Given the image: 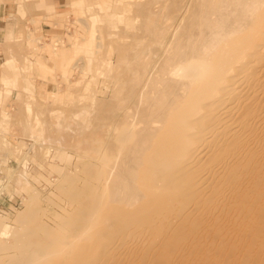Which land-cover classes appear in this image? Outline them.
Instances as JSON below:
<instances>
[{
    "label": "rangeland",
    "instance_id": "374dc122",
    "mask_svg": "<svg viewBox=\"0 0 264 264\" xmlns=\"http://www.w3.org/2000/svg\"><path fill=\"white\" fill-rule=\"evenodd\" d=\"M50 1L56 4L58 11L69 12L66 16L62 17V21H59L57 17H54L45 9L28 7L25 15L20 17L18 22L12 18L9 19V30H12L13 38L8 39L7 35L4 34L3 42L0 44L2 50L0 64L8 57H13L17 65L22 64L25 58L32 61L37 60L40 63L34 65V67L27 65L28 67H33V69H29L25 73L18 72L17 87L13 88L10 98L2 105L12 116L7 122L5 131L0 132V135H2L0 137V156L6 157V163L4 164L6 170L0 172V264H13L15 260L19 262L22 256V261L23 258L26 259L27 264L28 258L32 254H27L28 256H26L23 253L25 251L33 253L32 262L36 261L34 264H210L211 261L214 262L212 258L216 260L215 264H220L221 259V264L227 260L230 262L235 261L234 264H242L244 262V264H257L259 261L263 262L264 255L261 256L263 252L261 250L259 253L256 252L257 242L255 240H264V232L260 233L261 230L257 229L259 226L257 224H262L264 220V214H261L263 218L258 213L257 217L251 215L249 217L252 220L249 218V221H247L248 218L238 215L239 212L231 209L232 206L229 204L232 202V205H234L235 202L229 200L234 199L235 188L229 186L228 182L224 183V181H221L226 184L224 185L226 188H222L220 193L217 191L218 196L217 194L216 196L212 195L209 189L203 187L206 190L205 192L202 190L205 193V199L206 197L209 199L212 195V201L215 202V198L217 197L220 200L219 202H221V204L219 202V204L217 202V204H214L207 200L210 206L214 204L218 207L212 206V208H208L209 204L206 201L208 206L205 205L206 202L203 204L205 207L207 206L206 209L201 206L198 209L199 211L195 213L193 218L196 219L193 221H197L196 223H199V225H201L202 221L204 227L199 226L195 222V224H191L193 223L192 218L187 221L189 222L188 224L186 222L185 224L183 223L179 231L177 229L179 225L176 224H180L181 222L177 214L178 205H173L175 209L173 206H165V196H158L151 191L148 174L150 175L149 172L151 171L152 164H156L157 161H154L160 156V150L165 152L164 150L170 147L169 143L174 142L173 139L176 135L174 130L167 132L169 134L173 131V134L169 135L171 140L165 144L166 148L164 145L159 148L160 150L156 148L155 150L158 155L154 153L155 150L150 154L151 156L147 154L149 161H146L145 165H137L135 156L128 157V164L125 167L121 165L122 163H119L122 162L120 160H122V155H124L129 142L137 135V132L140 133L141 131L140 134L143 133L141 130L142 124L137 126L138 129L127 127L125 130L124 128L122 130V127L125 125L122 121L125 118V112L121 111L124 101L130 98L128 108L130 106V111L135 112L134 114L137 115L136 120L140 119L142 121L145 112V107L142 104L140 105V102L137 100L139 92L137 91L134 94L135 97L133 96L132 99L130 97L131 93L135 90L134 85L130 83V81L132 82L130 78L134 76L133 73L135 72H143L142 69L144 68L146 58H149L150 62L153 61L150 63V65L154 64L153 66L151 65L152 74L160 72H156V69L160 70L157 66L162 68L165 63L166 56H163V53L166 54L165 48L161 45L158 47L157 45L155 46L156 49H151L147 44L153 38H151L152 34L150 31L145 29L150 25L147 21L150 18L149 22H151V15L154 18L155 14H162L158 9L164 10L161 7H165L167 3L170 5L174 2L172 0H164L162 2L157 0L159 2L156 4V0H152V3L150 2L151 0H144L145 2L143 0ZM193 1L195 0L185 1L186 8L184 9V13L179 16V19H176L174 27L180 24L186 26V20L190 21L194 19V17L191 18L190 14L195 16L196 12H199L201 2L200 0ZM135 2L137 4L132 6L131 3L134 4ZM191 2L194 4H190ZM197 3L198 5H196ZM98 4H100L101 10L96 7L99 6ZM129 4L130 6H127ZM138 4L141 6H137V8L136 5ZM142 6L146 7V9ZM190 6L194 9L192 8V10ZM130 7H136L137 10L140 8L141 14H139V10L135 13V8V10L130 11L132 9ZM147 7H156L157 9L152 10L150 8L152 10L150 12L152 14H150ZM127 8H129L130 13L126 11ZM142 9L145 12L147 11L149 14L146 13L150 16L143 14L144 10ZM92 11H96V13L92 15ZM154 11L158 12L154 13ZM121 15H124L128 19L133 18L128 21L126 28L123 26L124 23L120 22ZM186 16L191 19L188 20ZM143 18L147 21L142 20ZM182 20L183 23H181ZM143 21L145 22V26L147 25L146 27L144 26L145 28L141 25ZM170 33V36L167 34L165 38V41H167L164 46L170 43L173 38V31ZM145 46L147 47L145 48ZM40 47L41 49H39ZM143 47L146 51H143ZM160 48L163 50L161 51ZM36 51L41 52V56L36 55ZM142 57H144V61ZM162 59L163 62H161ZM170 68L172 69V67ZM14 73L13 71V75ZM167 74L168 76H166L169 77V73ZM170 77L174 78L172 75ZM162 79L166 80V78ZM2 86L0 84V87ZM24 87L25 89H23ZM139 106H141L140 109L142 110L139 109ZM134 108L139 109V111L137 112ZM143 110L144 112L140 115V112ZM263 127H259L260 129H258L260 137L258 136V132H256L257 130H254L256 128L251 129L256 133L251 130L249 133L247 132L249 136L245 140V143H249L253 147L251 145L244 146L242 153L244 150L246 152H244L245 154L243 153L245 156L243 154L242 156L244 158L249 155V158H244L243 162L241 160L242 167L248 166L253 173L256 172L259 175L252 174V176L251 173H248L250 177H248V174L246 175L247 177L245 175L244 177L242 176L241 183L246 181L245 183L250 184L247 178H250L251 182L250 186L247 189L242 188V191L246 192V196L261 192L262 199L264 198V193H262L264 192V183L261 184V182H264ZM148 131L145 130L142 135L146 137ZM145 132L147 133L145 134ZM251 134L253 135L251 138L255 140V142L253 141L254 143L251 142V139L249 140ZM1 138L7 139L11 143L2 144ZM14 144L22 146L19 147L22 155L15 158L12 154L15 148ZM139 144L140 148H146L150 145L145 140ZM254 145H256L255 148ZM250 150L254 153H251ZM135 151H133V154ZM152 156L154 158L157 157L154 160ZM223 160L226 162H223ZM212 162L213 168L217 165L215 169L211 168L210 165L212 164H209V161L204 163L207 164L206 167H203L205 166L204 164L201 166L202 168H207L204 171L208 170L207 173H203L206 175H204L205 178L212 171L220 172L226 166L227 160L225 158L219 160L213 159ZM258 162L259 164H257ZM219 164L220 166H218ZM255 166L256 168H254ZM217 167H221V169H217L218 171H216ZM133 168H139L141 172L135 174L132 172ZM195 169L197 170V168ZM199 169L198 171L201 170ZM193 173H196V171ZM200 174L202 179H205L202 176V172ZM200 174L198 173L197 175ZM255 176L262 179L257 180ZM245 178L246 180H244ZM252 179L255 185H253ZM222 180L226 181V179ZM117 182L119 183L118 185H116ZM128 183L133 185L131 189H127L125 186ZM218 183H220V180ZM222 183H220V187L223 186ZM250 187L256 189V192ZM247 191H249L248 194ZM114 192L117 194L116 199H120L121 197L122 199L116 202V204H112L115 206H111V203H108V201L110 198L113 199L110 195ZM219 195L221 198H219ZM251 195L246 197V199L254 198ZM222 196H224V199H222ZM227 198L228 201L226 200ZM262 199L255 201L254 198L253 201L263 204H261L263 206L261 209L260 207L262 206L257 203L260 206H258L259 212L261 209L264 213V202H261L264 200ZM224 200L227 202L226 209L221 207L225 205ZM107 203L110 209L105 207ZM191 205L193 206V204ZM229 206L231 207L228 210ZM193 208L190 207L188 209L193 210ZM219 208L223 210H219ZM98 209L100 215H96ZM225 210L230 211V213ZM255 218L258 219L257 224L255 223ZM209 225L211 226L209 227ZM254 225L257 226L255 227ZM173 227L174 230L172 229ZM194 227L199 229H195ZM193 228L194 230H192ZM175 229H177V233ZM163 230L165 231L163 232ZM14 231L17 232L18 238H16L17 235L14 234ZM25 231L28 233V236L26 235L27 238L25 237ZM167 231L174 232L168 233V238H166L164 233ZM231 231L232 234L230 236ZM12 232L14 233L12 234ZM215 232L218 233L216 234ZM242 234L244 235L242 236ZM19 235H21L20 238ZM61 235L64 243L59 241ZM163 235H165L164 238L162 237ZM226 235L229 236L227 237ZM225 236L227 240H225ZM21 238L24 241H20ZM199 241H202L206 247ZM24 242L30 244L29 250H24V248H29V246L27 248V244ZM51 243L55 245L52 247ZM57 243H62V246ZM217 244L219 246L216 247L215 245ZM35 245L37 246L36 249ZM104 245L107 246L105 257L108 256V258H105L104 254L102 255ZM56 246H61V249L58 247L59 251L56 248L55 253L53 252L55 251L53 248ZM194 246H197V248L201 247L198 253L190 249L194 248ZM214 246L217 250H220L221 246V250L216 251L215 249L214 251ZM21 247L23 248L22 250ZM39 247L43 249V253L44 249H46L45 253L49 254H47L48 257H44L45 254L42 253L40 254L41 256L44 255V259L40 256L37 252L39 251L37 249ZM19 250H21V253ZM40 251L42 252L41 249ZM222 251L226 257L225 259L223 256L224 260L221 257ZM246 253L249 254V257L246 256ZM208 254H211V256ZM218 254H220L221 259L218 257ZM250 256H253V258ZM196 257L201 261L196 260ZM259 258H262L263 261ZM227 262L225 264H229ZM28 263L31 262L28 261ZM22 264L24 263L22 262ZM258 264L261 263L259 262Z\"/></svg>",
    "mask_w": 264,
    "mask_h": 264
},
{
    "label": "bare ground",
    "instance_id": "6f19581e",
    "mask_svg": "<svg viewBox=\"0 0 264 264\" xmlns=\"http://www.w3.org/2000/svg\"><path fill=\"white\" fill-rule=\"evenodd\" d=\"M153 1H155V0H153ZM160 1L162 2L164 0H160ZM172 1L174 3L170 4V5H172L171 7L167 3V5L165 7L163 5H162L163 7H161V8H164V10L158 9V11H161L160 13H162V14L159 15V13H157L158 11L157 12L154 11V13L156 12L158 14V15L155 14L154 18L152 15L150 16L148 14L150 12H152V10H154L156 7H154V8L153 7H147V10L149 8V13L146 11L148 14L145 12L144 9H142V10H144L143 14H147L148 16L152 17L151 22L153 21L152 23L149 22L150 18L148 21L145 20L144 18L142 19L144 21H147V23H150L149 26L146 25L147 28H145L146 26H145L144 21L141 25H142V27L145 26L144 28L148 29L150 31V33L152 34V36L150 35L151 38L153 37L151 40H149L150 38L148 37L149 39H147V40H149L150 43H147V44L150 46L151 49L155 48V46H157V45H158V47L161 45L166 50L165 51L166 54L163 53V56L165 55L166 57L164 56L165 57V63L163 66L161 65L162 64L161 62H163V59L160 62L161 63L160 65L162 66V68L160 66H157L160 68V70L155 68L156 72L160 71V72H157V74L156 73L152 74L153 70L151 69V65L153 66L154 64L150 65V63L153 61L150 62V59L146 58L145 63H144L145 64L144 68L142 69L143 72H139V73L135 72V73H133L134 76L130 78V80H132V82H133L132 83L130 81V83L132 85H134L133 87H135V90L131 93L130 97L132 99L134 94H136V92L138 91L139 92V94H138L139 98L137 100L140 102V105L142 104V106L145 107V108L143 107L145 109V112H144V110L142 112H140L141 113L140 115H142L143 112H144V114L142 117L143 119L141 118L142 121H140V119L137 118L140 121L139 122L138 120H136L137 115L134 114L135 112L133 113L132 111H130V109H131L130 106L128 108V103L130 102L129 101L130 98H128L127 101H124V104H123V107L121 108L122 109L121 111L125 112V118L123 117L124 119L122 120L125 125L122 127V130H123V128L125 130V128H127V127L130 129L137 128V126L139 124H142V127H141L142 129L140 128L143 131L142 134H144L145 130L148 131L149 127H150V130L148 131V134H146L147 132H145V134L147 135L146 136L147 138L144 135L140 134L141 131H140V133L137 132V135L134 136L133 139L129 142V145L126 146L127 148L124 151L125 153H124V155H122L123 156L122 160H120L122 162H119V163H122L121 165H124L123 167H125L128 164L127 163L128 157L135 156L137 165H139V164L145 165L146 161H149L148 155L153 153V151L156 148L159 149L163 145L165 147L166 146L165 144L171 140L170 136H171V133L173 131L169 134L167 132L174 130V132L176 133L175 138H174L175 140L173 139L174 142H170L171 144L172 143L173 144L171 145L169 143L170 147L168 149L164 150L165 152H162L160 149H159L160 152L157 151L160 153L159 154L160 156H158L159 160H157L158 158L155 160V158L157 156L155 158L152 156L153 159L155 160V161L154 160L153 161L154 162L157 161V162H156V164L154 163V165L152 164L151 171L149 172L150 175L148 174V177H149L148 181H149V188H151L152 192H154L158 196H160V195L165 196V200H164L166 203L165 206L172 207L173 205H178L177 214L179 215V218L181 219L180 224L176 223L177 225H179L177 228L178 231L182 228L183 223L184 224H185V222L187 224L189 223L187 221H189L190 219H192L194 217L195 213L197 211H199L198 209H200L201 206H203L206 209V207L208 206L207 205L208 201L209 202L211 201V203L213 202L214 204H217L220 201L219 199H217V197L215 198L216 199L215 202L212 201L211 198H212V195L216 196V194H217V196H218L217 191L220 193V190H222V188L223 189L226 188L224 186V185H226V184H224L225 182L226 183L228 182L229 186H233L235 188V191H234L235 196L229 194L231 196H234V199L232 198L233 200L231 199L229 201H234L235 204L232 205V202L230 204L228 203L229 205L232 206V207L229 206L228 210L231 207V209L240 213V214L238 213V215H240V216L243 215L245 218H248L247 221H249V218L251 217V215H255V217H257V213L260 214L259 215L260 217H262V215L264 214L263 211L261 210L263 208V206H262L263 204L261 203L262 204L261 205V204H259L260 202H255L257 199H262L261 192L260 193L256 192V189H254L255 186H253L255 184L253 183V179H252V183H253L252 186L254 188H252V187H250V188L255 190L254 192H256V193L251 195V194H248L249 191H247L248 195L246 196V192L244 193L242 191V188L247 189V187L250 186V184H251L250 178H247V180H249L250 184L245 183L246 181L244 183H241V178H242V176L244 177V175L246 176L248 173L249 174L251 173V175L256 174V172L253 173V171L250 170V168L248 166L242 167L243 159L247 158V157L249 158L248 154H247L248 155L247 157L243 158V156H245L244 152H246V151L244 150V152H243L244 154H243L242 150H243L244 146L249 145V143L248 144L245 143V140L248 138V136H249L248 133L250 132V130L252 128H256L254 130L255 131L257 130L256 132H258V136H259L260 131H258V129H260L259 127L264 126V0H200L201 6H199V12L198 13L196 12L195 16H193V14L189 13L191 15V18L194 17V19L187 17L188 16L187 15L186 16L187 19L188 20L191 19L190 21H187L185 19L186 20L185 23L187 25L185 24L186 26H182L179 23L180 25H178L177 27H174L176 19L177 18L179 19V16H181V14L184 13V9L186 8V5H185L186 2L185 1H187V0H175V1L172 0ZM195 1H193V2H195ZM150 2L152 3V0ZM157 2H159V1L156 0L155 3L157 4ZM193 2H191L190 4H194ZM135 4H137V3L136 2L134 4L131 3L132 6ZM196 5H198V3ZM127 6H130V4ZM137 6L140 7L141 5L138 4V5H136V7ZM192 6H190L191 9L193 8ZM136 7H130V8H132L130 11H133V9L134 8L136 9ZM142 7H144V6H142ZM190 7H189V9H190ZM144 8L146 9V7H144ZM197 8H198V6H197ZM138 10L136 9L135 13H137L136 11H138ZM126 11L129 12V8H127ZM93 13H96V11L95 12L92 11L91 14L93 15ZM132 13H134V12H132ZM186 13H188V12L186 11ZM139 14H141L140 10H139ZM150 14H152V13H150ZM156 18H158V19H156ZM183 20H182V22L181 21L180 22L183 23ZM172 31H173V33H172L173 38H172V40L170 39L171 40L170 43L166 44V46H167V48H166V46H164L165 42L167 41V40L165 41V38H166L167 34H169V36H170V34H171L170 32H172ZM146 32H145V34H146ZM184 33H185V36H184ZM133 37H134V35H133ZM146 42H148V41H146ZM147 44H145V45H147ZM147 46H145V48ZM145 48L143 51H146ZM148 48H147V50H148ZM141 49H139V50H141ZM151 49H149V50H151ZM162 50L163 49H161V51ZM128 51H129V49H128ZM143 58L144 57H142V59ZM143 61H144V59H143ZM158 65H159V63H158ZM130 66H132V65H130ZM170 67H172V69ZM168 68H170V69H168ZM129 71H131V70L129 69ZM167 71H169V72H167ZM167 73H169V77H167L168 76ZM170 75L174 76V78H171ZM162 78H166V80H163ZM122 86H123V83H122ZM94 95H91V96L95 97ZM136 106H137V104H136ZM140 107L141 106H139V109H140ZM135 109L136 108H134V110ZM139 109L138 110L136 109L137 112L139 111ZM140 110H142V109H140ZM163 129H164V131H163ZM263 129H264V127H263ZM261 131H263V130H261ZM255 133H253V134H255ZM261 134H262V132H261ZM262 135H264V134H262ZM251 136H253V135L252 134L250 135L249 140L251 139V142H253V141L255 142V140H253L251 138ZM172 138H173V136H172ZM144 140H145V142L148 141V143H150V145L148 147H146V148L144 147L145 149L142 147L141 148L139 147V145H140L139 143L143 142ZM256 142H257V138H256ZM261 143H263V142H261ZM259 144H260V141H259ZM143 145H144V143H143ZM145 146H147V145L145 144ZM255 146L256 145H254V148H255ZM164 147H162V148L164 149ZM134 150H136V151L133 154ZM161 152H162V154H161ZM250 152H251V150H250ZM250 152H249V154H250ZM154 153L157 154L156 150L154 151ZM251 153H254V152H251ZM242 154H243V156H242ZM255 155H257V154H255ZM222 158L223 159L225 158L227 160L226 166L223 167L222 166L223 164H222L221 167H223V168H222V170H220V172H214V171L211 172L210 171L211 174H208L209 176L207 175L208 177L205 178L206 175L203 173L204 172L207 173L208 170L204 171V169H207V168H202L201 166H203V164L206 163V161L207 162L209 161V164H210L213 159L219 160ZM250 158H251V154H250ZM241 160H242V162H241ZM223 162H226V161L223 160ZM260 162H261V160H260ZM257 164H259V162ZM204 165L205 166H203V167H206L207 164H204ZM243 165L246 166V164H244V163H243ZM196 166H198V167H196ZM210 166H211V168H213L212 167L213 164ZM218 166H220V164ZM138 167H140V166H138ZM142 167H144V166H142ZM199 167H200V169L201 168L202 169L200 170ZM215 167L213 169H215ZM221 167L220 168L217 167L216 171H218L217 169H221ZM118 168H119V166H118ZM195 168H197V170ZM211 168H209V169H211ZM254 168H256V166ZM123 169H125V168H123ZM123 169H122V171L125 172ZM198 169L200 171H198ZM117 170L119 171V169H117ZM194 171H196L197 174L198 173L200 174V172H202V174H203L202 176L205 179H202L201 174L197 175L196 173H193ZM255 171H256V169H255ZM120 172H121V169H120ZM132 172L136 174V173L141 172V170L139 171V168H136V169L133 168ZM113 173H112V175H113ZM249 174H248V177H250ZM256 176H259V175L256 174ZM256 176H255V179H257V180L262 179L259 177L256 178ZM121 177H120V180H121ZM116 178H117V176H116ZM222 179H226V181L222 180ZM255 179H254V181H255ZM263 179H264V176H263ZM219 180H220V183H222L221 181H224V183H222L223 186H221V187H220V183H218L219 186L217 184V182ZM244 180H246V178ZM201 183H203V185H201ZM262 183H264V182H261V184ZM118 184L119 183L117 182L116 185H118ZM256 184L258 186L257 182H256ZM125 186L127 187V189H129V188L131 189L133 185L131 183H128ZM257 186H256V188H258ZM203 187H206L207 189H209L211 191L212 195L209 199L207 197L205 199V193L204 192L206 190L203 189ZM117 190L119 191V189H117ZM202 190H204V192ZM232 192H233V190H232ZM225 193H224V195H226ZM250 193H251V191H250ZM262 193H264V192H262ZM221 194L223 195V193H221ZM250 195H251V197L253 196L255 198V201H253L254 198L248 199V200L246 199V197H248ZM110 196L113 197V199L110 198L108 201V203H111V206H115L112 204H116V202H119L120 199H122L121 196H120L121 197L120 199H116L117 198L116 192H114ZM222 197H223L222 199H224V196H222ZM235 197H236V200H235ZM219 198H221L220 195H219ZM225 198H226V196H225ZM226 200L228 201V198ZM262 200H264V198ZM205 202H206V204H205ZM209 202H208V204H209ZM223 202L225 203V205H223L221 207L225 208L227 202H225V200ZM261 202H264V201H261ZM108 203H107V206L105 205V207L110 209L109 208L110 206ZM121 203H122V205H124L123 202H121ZM219 203L221 204V202H219ZM257 203L262 207H260ZM191 204H193V206ZM203 204H205L207 206L205 207V205H203ZM214 204H212V206L218 207ZM189 206L191 208L194 207L193 210H189L190 209ZM212 206H210V204H209L208 208H212ZM258 206L261 208L260 212L258 210L259 209ZM173 207L175 209V206H173ZM215 207H213V208H215ZM102 209H103V207H102ZM131 210H132V208H131ZM215 210L217 212V208ZM219 210H223V209L219 208ZM228 210H225V211L227 212ZM132 211H134V210H132ZM228 212L230 213V211H228ZM236 212H235V214H237ZM99 213H100V211L98 209V211H96V215ZM229 213H227V215H229ZM220 214H222V213H220ZM227 215H226V217H227ZM92 216H93V214H92ZM170 217H171V215H170ZM196 217H197V215H196ZM236 217H237V215H236ZM195 219L193 218L192 221ZM220 219H222V218H220ZM232 219H230V220H232ZM244 219H242V220H244ZM197 220H198V218H197ZM250 220H252V218H250ZM255 220H256L255 223L257 224L258 219L255 218ZM255 220L253 219V221H255ZM261 220H263V219H261ZM215 221H213V222H215ZM194 222L196 223L197 221H193V223H191V224H195ZM198 222H200V221H198ZM243 222H245V221H243ZM263 222H264V220H263ZM263 222H262V224H257V225H259L257 227V229H259V231L261 230L260 233H262V231L264 232V223ZM202 223L203 222L201 221V225H199V223H196V224L204 227V223L203 224ZM247 223L249 224L250 222H247ZM237 225H238V223H237ZM210 226L211 225H209V227ZM209 227H207V228H209ZM239 227H241V226H239ZM194 228L192 230H194ZM222 228H224V227H222ZM172 229L174 230V227ZM177 229H175L176 233L178 232ZM197 229H199V228H197ZM202 229H204V228H202ZM249 229H248V231H249ZM225 230H228V229H225ZM253 230H254V228H253ZM164 231L165 230H163V232ZM259 231H257V232H259ZM14 232H12V234ZM173 232L174 231H172V232L167 231L164 234L166 235V238H168L167 236ZM211 232L213 233V231H211ZM221 232H222V230H221ZM215 233L217 234L218 232H215ZM260 233H258V234L260 235ZM14 234L17 235V237L16 236L15 237L18 238L17 232H15ZM19 234H21V233L19 232ZM27 234L28 233L25 231V237L26 238L28 236ZM216 234H214V235H216ZM231 234H232V231L229 235L231 236ZM251 234H253V233H251ZM165 235H163L162 237L164 238ZM243 235L244 234H242V236ZM20 236L21 235H19V238H20ZM22 236H23V234H22ZM226 236H225V238H226ZM23 238H24V236H23ZM54 238H55V236H54ZM61 238H62V235L60 236L59 241L64 243L62 241L64 239H61ZM231 239H233V238H231ZM231 239H230V241H232ZM21 240L24 241V239H22V238L20 239V241ZM55 240H53V241H55ZM225 240H227V238ZM20 241L18 240L19 243H20ZM50 242H52V241L50 240ZM199 242H201L203 244L202 241H199ZM214 242H216V241H214ZM228 242H229V240H228ZM255 242H257L256 244H257V249H258V250L256 249V252L259 253L261 250L263 252V254L261 256H263L264 255V240H255ZM24 243L27 244V248L29 246L28 249L24 248V250H29L31 247L30 244H28L26 242H24ZM55 243H56V241H55ZM62 243L61 244L57 243V244H60L62 246ZM48 244H47V246H48ZM108 244H106V245L108 247H110ZM166 244H168V243H166ZM198 244H200V243H198ZM31 245H34V244H31ZM51 245L53 247V245H55V244L51 243ZM51 245H49V246L51 247ZM106 245H104V249L102 250V255L104 254L103 255L104 257L106 254L105 249H107ZM211 245H210V248H211ZM61 246H58V247L60 248ZM207 246H209V245H207ZM215 246L217 247L219 245L217 244ZM215 246L213 247L214 251L216 249ZM17 247L19 248V246H17ZM36 247L37 246L35 245V249H36ZM58 247L56 246L53 249L55 250L57 248V250L60 251L61 248L59 249ZM187 247H186V249H188ZM39 248H37L39 250L37 252L39 254L40 253L45 254V256L44 255L43 256L46 257L48 254V253H45L46 249H44V253H43V249L40 248L42 250V252H41ZM22 249L23 248L21 247V250ZM190 249L191 250L193 249L194 252L198 253V251H200L201 247L197 248V246L196 247L194 246V248H190ZM21 250H19L20 253H21ZM220 250H221V246H220ZM220 250L216 249V251H220ZM210 251H212V250H210ZM28 252L25 251L23 253L26 256H28L27 254L33 255V253H30V251H28ZM35 252H36V250H35ZM53 252L56 253V250ZM38 253H36V254H38ZM55 253H53V254H55ZM219 253H221V252H219ZM223 253L224 252L222 251L221 257H223V256L225 257V254L223 255ZM246 254H245L246 256L249 255L248 253H246ZM32 255L29 257L32 258L33 257ZM187 255H189V254H187ZM215 255H217V254H215ZM218 255H219L218 257L221 259L220 254H218ZM40 256H41V254H40ZM40 256L37 255V257H39V258H40ZM43 256H41V257H43ZM209 256H211V254ZM227 256H230V255H227ZM255 256H258V255H255ZM261 256H259V257H261ZM22 257L21 258L19 257L21 259L19 262L17 260L13 261V264H17V263L22 264V262L24 264H26V259L23 258V261H22ZM37 257H35V258L37 259ZM44 257H43V259H44ZM176 257H178V256H176ZM224 257H223V260H224ZM30 258H28L29 260L28 259L27 260L31 263H28V261H27V264H34L36 261L32 262L33 258L31 260H30ZM105 258H108V256ZM181 258H182V256H181ZM183 258H184V256H183ZM251 258H253V256ZM262 258L261 259L259 258V259L262 260ZM212 259L214 260V262L211 261L210 264H213V263L215 264L216 260L214 258H212ZM225 259H226V257H225ZM230 259H231V257H230ZM129 260H130V258H129ZM162 260H163V258H162ZM186 260H187V258H186ZM196 260H199L198 257H196ZM202 260H203V258H202ZM199 261H201V260H199ZM208 261L210 262V260H208ZM208 261H207V263H208ZM227 261H229V260H227ZM227 261H225L223 264H225ZM252 261L254 262V260H252ZM37 262H38V260H37ZM221 262H222V259H221ZM221 262H219V263L221 264ZM234 262L229 261L227 263H229V264L233 263L234 264ZM242 262H243V260H242ZM259 262L261 264H264V261L263 262L259 261ZM216 263H218V262H216ZM244 263H242V264H244Z\"/></svg>",
    "mask_w": 264,
    "mask_h": 264
},
{
    "label": "crops",
    "instance_id": "0c3cea01",
    "mask_svg": "<svg viewBox=\"0 0 264 264\" xmlns=\"http://www.w3.org/2000/svg\"><path fill=\"white\" fill-rule=\"evenodd\" d=\"M98 5L99 6L96 7L101 10L100 4ZM28 7L36 9H45L54 17H57L59 21H62V17L66 16L69 13L67 11H58L56 4L50 0H0V44L3 42L4 34L7 35L8 39L13 38L12 30H9V19L12 18L18 22V19L25 15ZM131 19L133 18L131 17L128 19L124 15H121L120 22L122 21L124 23L123 26L126 28L128 21ZM39 49H41V47ZM36 53V55L41 56V52L36 51ZM1 57L2 50L0 48V59ZM23 62L22 64L17 65L13 57H8L0 64V84L3 85L2 87H0V132L5 131L7 122L12 116V114L9 113L5 109V107H2V105L5 104L6 101L10 98L13 88L17 87L16 80L18 79V72L20 71L21 73H25L27 70L33 69L34 65L40 64L37 60L32 61L27 58H25ZM27 65H31L33 67H28ZM13 71L16 74L14 73L13 75ZM25 87L23 89H25ZM0 137H2V135H0ZM1 143L6 145L11 142L7 141V139L1 138ZM19 147L22 146L15 145V148L12 151L14 158L22 155V152ZM5 163L6 157L0 156V172H4V170H6L4 168Z\"/></svg>",
    "mask_w": 264,
    "mask_h": 264
}]
</instances>
